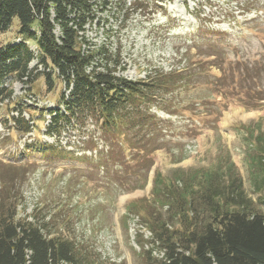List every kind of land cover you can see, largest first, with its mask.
Masks as SVG:
<instances>
[{
    "label": "rangeland",
    "instance_id": "1",
    "mask_svg": "<svg viewBox=\"0 0 264 264\" xmlns=\"http://www.w3.org/2000/svg\"><path fill=\"white\" fill-rule=\"evenodd\" d=\"M12 24L0 33V47L20 41L16 17ZM85 36L99 49L96 59L115 66L117 75L147 81L163 74L162 81L173 88L159 91L155 105L141 118L154 126L153 131L151 126L143 130L153 150L140 161L135 157L141 155L140 145L126 148L128 162L119 166V150L113 156L107 153L90 120L82 130L75 122L49 134L50 115L43 111L45 121L38 120L36 131L23 132L13 128L0 102V169L15 183L14 193H20L17 217L39 226L46 237L70 241L82 264H150L162 252L151 243L144 249L136 244V233L147 240L151 234L126 205L151 197L154 170L171 176L178 168L209 167L220 149H226L248 195L261 201L248 179L245 154L249 127H255L253 135L258 125L264 132V100L258 99L264 98V0H109L106 7L96 8ZM26 43L34 51L32 42ZM36 65L33 59L28 68ZM175 70L183 71L174 78L165 75ZM25 80L7 73L0 83L22 107L30 105L36 112L41 107L64 109L60 95L67 97L69 91L61 79L50 85L39 76L32 86ZM90 133L95 149L82 143ZM127 135L134 137V131ZM150 160L147 184L121 191L141 182ZM117 179L121 187L115 188Z\"/></svg>",
    "mask_w": 264,
    "mask_h": 264
},
{
    "label": "trees",
    "instance_id": "2",
    "mask_svg": "<svg viewBox=\"0 0 264 264\" xmlns=\"http://www.w3.org/2000/svg\"><path fill=\"white\" fill-rule=\"evenodd\" d=\"M108 2L0 0V33L12 26L16 17L20 37L17 44L0 47V81L7 73H15L19 79L26 77L29 86L39 76L50 85L59 78L69 91L67 97L64 92L60 95L63 110L41 107L36 112L30 110V105L22 107L19 100L12 99L11 89L0 83V102L6 107L13 128L23 132L36 131L38 120L45 121L43 111L50 115L46 125L49 134L59 133L75 122L76 129L82 130L90 120L107 153L113 156L117 148L119 156L115 161L125 166L126 148L137 149L140 145L141 155L135 157L140 161L148 159L153 149L143 130L151 126L153 131L154 126L141 118L147 117L146 110L155 105L159 91L173 88L162 81L163 74L148 77L147 81L131 80L117 75L115 66L96 59L99 49L92 47L85 36L86 24L98 5L106 7ZM26 40L32 42L34 51ZM33 59L37 65L29 69ZM38 65L42 69L38 70ZM182 71L165 75L174 78ZM180 79L183 80L181 76ZM187 83L186 80L174 88ZM258 99L259 103L264 100ZM24 112L29 118L24 117ZM149 117L154 119V115ZM254 128L249 127L246 132L250 147L245 157L248 179L261 198L259 203L244 189L243 179L226 149H220L209 167L178 168L171 176L154 170L151 197L127 203V212L139 216L140 224L151 234L147 240L143 233H136V244L144 249L146 243H151L162 252L159 257L152 256L153 248L147 249L152 256L150 264H264V132L258 125V132L253 135ZM131 130L134 137L128 139ZM86 142L90 148L97 147L91 133L82 139V143ZM151 167L150 160L141 182L121 191L143 188ZM117 181L115 188L121 187ZM14 184L0 169V264H82L70 241L46 237L39 226L17 217L20 193H14ZM138 205H142L141 209Z\"/></svg>",
    "mask_w": 264,
    "mask_h": 264
}]
</instances>
